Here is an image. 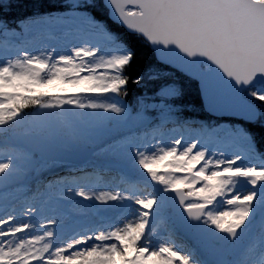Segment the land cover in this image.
<instances>
[{
    "label": "snow or ice",
    "instance_id": "snow-or-ice-1",
    "mask_svg": "<svg viewBox=\"0 0 264 264\" xmlns=\"http://www.w3.org/2000/svg\"><path fill=\"white\" fill-rule=\"evenodd\" d=\"M0 264H264V0H0Z\"/></svg>",
    "mask_w": 264,
    "mask_h": 264
},
{
    "label": "trees",
    "instance_id": "trees-1",
    "mask_svg": "<svg viewBox=\"0 0 264 264\" xmlns=\"http://www.w3.org/2000/svg\"><path fill=\"white\" fill-rule=\"evenodd\" d=\"M140 57H141V53L138 52L137 59L134 61V65H144V64H147L149 62V59H148L149 54L147 53L146 50H144V52H143V59H141ZM129 88H130V93H129V96L127 97V99L129 101H131L132 96L134 94L138 93L140 90L131 84L129 85Z\"/></svg>",
    "mask_w": 264,
    "mask_h": 264
},
{
    "label": "rangeland",
    "instance_id": "rangeland-1",
    "mask_svg": "<svg viewBox=\"0 0 264 264\" xmlns=\"http://www.w3.org/2000/svg\"><path fill=\"white\" fill-rule=\"evenodd\" d=\"M150 91V90H149Z\"/></svg>",
    "mask_w": 264,
    "mask_h": 264
}]
</instances>
